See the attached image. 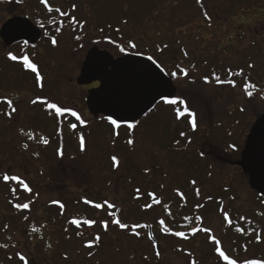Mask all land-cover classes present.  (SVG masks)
Listing matches in <instances>:
<instances>
[{
  "label": "trees",
  "instance_id": "trees-1",
  "mask_svg": "<svg viewBox=\"0 0 264 264\" xmlns=\"http://www.w3.org/2000/svg\"><path fill=\"white\" fill-rule=\"evenodd\" d=\"M232 1L0 0V5L17 4L31 8L36 24L42 27L45 34H51L52 41H56L55 45L52 42L48 43L52 48L59 47L57 38L60 39L63 35L66 38L69 37V43L74 52L85 51L100 42H105L110 45L111 52L118 56L126 52L152 56L164 67L174 81L181 79V69L184 70L186 66H191L188 71H201L205 76L204 79H208V83L214 82V84L224 86L226 82L232 81L235 83V87L228 82L232 89L246 87L248 84L254 85L255 87L250 89L255 95H252L248 101L257 98L259 102L264 103V83L261 84L252 78L251 73L245 70L247 65L254 68L253 62L258 59L257 50L261 48L260 57L263 62L258 70L261 69V72H264V35L261 47L257 42H253L242 51L238 50L239 59H233L232 63L228 65L222 60V56L228 58L226 51L233 47V43L220 42L214 44L211 49L212 44H206L204 45L206 46L205 50L197 52L198 48L193 47L195 45L190 47L185 38L179 34V31L185 27L184 24L192 25L196 22L200 24L199 28H203L198 34L203 41L206 40L204 34L206 31L222 32L223 29L220 27L218 31H214L217 29L214 28V25L226 26L228 22L226 15L230 14L228 11H232V7H234ZM234 1L246 2L250 0ZM137 6H141V9L136 10ZM239 8L241 10L244 7ZM181 18L186 21L184 24H177L179 26L177 32L175 30H178V26H175V23ZM199 19H204L208 25L199 22ZM156 26L159 27L155 28ZM206 26L208 30H204ZM162 27L166 30L164 31ZM151 29L163 30L165 36H161L159 32L158 39L166 41L169 39V41L161 44L162 42L159 40L151 39L153 37L148 35ZM166 32H172V36ZM183 33L185 35V31ZM131 43H134L136 47L132 48ZM60 44L65 43L60 42ZM121 48L124 51H121ZM33 49H35L34 46L24 43L15 45L12 50L18 52L15 55L16 59L7 57V60L0 62V236L10 232L17 233L21 230L23 236L28 235L31 239L36 238L43 242L41 249L51 250V241L54 239L57 240L60 248L69 240L83 235L86 230L97 229L99 233L95 235L100 237V241L96 242L95 238L90 241L99 246L102 240L101 236H103L112 239L111 241L115 243L119 242L116 248L119 245L124 247H120L121 249L118 251L122 257L125 256L123 251L127 248V243H131L130 240H132L134 259L147 264H163L162 238L169 240L176 249L180 250H182L180 247L183 243L193 244V247L196 248L193 249L195 253H192L191 250H182L188 257V264H228L220 256V252H224L229 260L235 261V264H250L251 261L264 264V252L260 253L264 250V197L252 191L255 201H259L260 205L252 202L254 211L249 213L239 211L246 204L238 206L240 192L233 188L234 182L237 181L233 175L235 167L229 165L228 167L218 159V155L221 154L217 153V150H222L223 146L214 148L210 147L207 141L203 143V146L199 143L198 148L196 146L198 154L195 157L188 155L180 161L179 155L174 153L170 159L176 160L174 163H167L165 159L161 161L159 156L158 162L151 165L149 163L150 156L144 154V157L140 156L135 161L138 164H134L129 167L128 172H124L127 149L131 148L134 143L131 145L127 143L121 148L119 143L124 136L113 134L115 135L113 141H93L95 146L89 150L87 148L88 135L92 137L91 128L97 121L93 123L81 117L82 110L78 104L74 106L76 102H74L71 93H68L71 95L66 98L62 96L63 93L56 96L54 94L56 88L54 86L57 84L55 80L50 82V89L44 94H40V91L44 90V77L40 76L41 80L38 81L36 73L32 72L24 63L27 59L30 64H33L26 56L30 53L33 57ZM50 49H46V51ZM190 60H192V64H190ZM248 61L250 64H247ZM172 73H176V76L173 77ZM217 76L223 83L215 79ZM32 84L37 87L39 92L29 102V105L34 108L36 106V111H38L36 118L31 119L28 109L19 107L16 98L20 96L21 89L23 91L31 88ZM62 84L64 83L62 82ZM68 94L66 95L68 96ZM195 97L192 98L195 99ZM178 99L179 97L176 98V100ZM8 100L12 101L11 106ZM33 100L37 102L33 104ZM205 101L207 100L205 99ZM48 103H55L61 107L62 113H55L54 109L48 108ZM13 107L16 109L15 112H12ZM170 107H172L171 104L160 103L156 112L161 109L165 113L171 111L175 113L176 109L171 110ZM71 112H76L80 119L77 120L75 116L71 115ZM259 112L256 117L259 116ZM150 116L152 114L148 117ZM144 120L135 124L134 129L141 126ZM37 121H42L38 128L44 134L46 144L45 140H42L27 147L31 143L25 144L26 142L12 140L9 147L6 145L10 132L17 130L20 134H24L29 130L22 128H35ZM100 121H103L104 126L110 128L113 133L123 130L132 131L128 127H117L110 124L104 118ZM53 127L55 128L54 135L51 133ZM81 138L84 141L83 145ZM189 144L195 148L192 142ZM207 147L212 151H207ZM231 149L236 152L234 158L239 160L243 149L239 151L234 147ZM73 152L78 155L76 161L80 163L81 170L84 169L88 160L94 158V154L98 157L106 155V161L101 163L99 168L107 167L111 172L98 170L95 175L112 181L113 186H116L115 189H118L117 193L113 196H100L102 193L97 190L94 195V189L90 193L87 190L88 184H82L86 187L83 192L75 190L73 186L69 187L67 191L71 195L67 200L62 198L56 203H43L40 199L42 178L46 180L44 189H49L50 182L54 183V175H61L64 170L69 169L73 175L81 176L75 173L78 171L76 167H69L71 163L65 164L72 158ZM78 157L79 159H77ZM112 157L117 158L116 163L113 162ZM155 157L158 158L156 155ZM193 164L198 170L191 176L190 171ZM205 169L209 171V174H203ZM238 169V178H247L240 168ZM4 175H8L9 180L5 181ZM218 175L224 180L222 184L214 182ZM12 177H16V179H12ZM49 177H52V180ZM138 178H141L142 181L139 182ZM20 180L28 185L30 191L25 189L24 184L19 183ZM193 180L196 182L194 185L191 183ZM139 183L143 185L141 186ZM229 185L230 188H228ZM137 189L139 192L136 191ZM196 189H199V196L196 194ZM149 193H152L160 203H155ZM92 195L97 198H92ZM17 204L21 207L17 208L15 206ZM23 204H28V209H24ZM60 204H63L64 207L61 208ZM79 204L89 207L92 212L87 213L84 209L79 212L76 207ZM97 204L101 207L97 208ZM108 204H112L114 207L109 208ZM149 204L152 207H146ZM73 207L77 210L74 211ZM225 212L228 214V220L224 219ZM97 213L99 216L95 218ZM103 213L104 216L101 217ZM117 219L129 227L121 229L113 223ZM72 220L79 221V226L72 224ZM161 220L164 221L163 225L159 223ZM212 220H217L219 225L218 233H216L218 237L209 230ZM85 221H94L95 223L90 226ZM104 222L108 224L107 230L103 227ZM136 225H141V227H135ZM194 228L202 230L193 234ZM51 229L56 230L50 238L48 236L46 238ZM237 229L242 231H237ZM133 232L139 233V236L132 234ZM177 232H182L184 235H173ZM257 238H259V242ZM196 239H199L198 244ZM217 241L219 243H216ZM111 246L110 243L109 247L111 248ZM0 264L18 263L14 260L10 262L1 258ZM20 264H24V261L21 260Z\"/></svg>",
  "mask_w": 264,
  "mask_h": 264
},
{
  "label": "rangeland",
  "instance_id": "rangeland-1",
  "mask_svg": "<svg viewBox=\"0 0 264 264\" xmlns=\"http://www.w3.org/2000/svg\"><path fill=\"white\" fill-rule=\"evenodd\" d=\"M249 4L251 5L246 6ZM232 5L234 6L232 7L234 11H228L230 14L226 15L228 17L226 26L221 27L222 25L220 24L214 25V28H217L214 29V31H218L220 27L221 29H223L222 32H204L206 37L205 41H203L202 37L198 35L200 34L199 31L203 29L201 27H198V25H200L198 22L192 25H188L184 24L186 20L181 18L182 21L179 20L177 23H175V26L177 24L181 25V23H183L185 27H183L182 30L179 31V26L177 25L178 30L175 31H179L180 36L182 38H185L190 47L191 45H195L193 47L198 48V50L196 49L197 52H200L199 50H205L206 46L204 45L206 44H212L210 47L211 49L214 47V44H218L220 42L233 43V47L229 48L228 51H226L227 57L230 60L222 56V60H224V62L229 65L232 63L231 61L233 59H239V55L237 56L238 50L242 51L244 48L249 47L253 42H257L261 47L263 40L262 37L264 35V1L250 0L246 2H239L233 0ZM239 7L244 8L240 10ZM140 9L141 6L136 7V10ZM32 13L33 11H31V8L29 7L25 8L17 4H12L10 6L0 5V27L5 21L12 17L28 16L34 23V25H36L38 28H41L43 36L41 41L38 43L39 46L37 47L38 44L34 46L35 49H33L32 51V55L34 54V56L32 57L30 53L29 55H26L25 53V55L28 56V58L36 66L39 75L41 77H44L45 79L44 90L40 91V94H44L48 89H50V82L55 80L57 82V84L54 86L56 87L54 89V94L56 96L63 93L62 96L66 98L72 94L74 102H76L74 106L78 104L80 106V109L82 110L81 117H84V120L91 121L93 123L97 121V123H94V125L92 123L93 126L91 125L92 137L91 135H88L87 148L89 150H91L95 146L94 142L101 140L103 142H109V140L113 141V137L115 136L113 134L124 136L122 139H120L119 145L121 148H123L124 145H126L128 141L132 139L134 141V144L133 146H131V148L127 149L128 154L126 155L125 159L126 167L124 172H128L129 167L134 166V164H138L135 163V161L140 156L144 157V154L150 156L149 163L151 165L156 164L158 162L157 159L160 158L161 161L165 159V161L167 160V163H174L176 160H170L174 153L179 155L178 158L180 159V161L188 155H193L195 157L198 154L197 148L199 143L203 146V143L205 141L209 143L210 147L213 146L214 148H216L217 146H223L222 150H217V153L221 154L218 155L219 160L222 163L227 164L226 166H232L229 163L238 161V159L234 158L236 156H234L236 152L232 150L231 147L236 148L238 151L244 148V143L247 135L249 134L250 128L257 119L256 114L264 108V103L259 102V99L257 98L248 101L250 97L247 95L245 87H237L236 89H232L228 82H226V85L224 86H219L217 84H214V82L206 83L204 81L205 76L201 71H188V68H191V66H186L184 68V71L187 72V75H184V73L182 72L181 79L179 78L177 79V81H173L178 88V100L185 101L188 109L191 112L195 113L197 125L195 131L192 130L190 124L191 117H189L187 114L178 117L176 111L175 113L174 111L165 113L164 110L159 109L157 112L153 111L152 116L145 119L141 126L136 127V129L131 128L132 131L130 132H128V130H123L121 132L116 131L113 133L110 128L104 126V124L102 123L103 121L95 120L88 113L87 108L84 104V99L87 95L88 87H78L75 82L76 78L80 74L85 56L92 47L85 51L74 52L72 50V47L70 46L69 37L66 38V36L63 35L62 37H60V39L57 38V40L59 41V47L52 48L51 45L48 44L52 42V39L50 38L51 34H45V31L42 29V27L36 24ZM199 22L208 25L207 21L205 23L204 19H199ZM157 27L159 26H156L155 28ZM163 29L164 31L166 30V28ZM204 30H208L207 26L204 28ZM162 31L163 30L160 29H151L148 35L153 37L151 39H155V41L159 40V42H162L161 44H165V42L167 43L169 39L166 41L165 39L160 40L158 39L159 37H157L159 36V32L161 33V36H165L164 31L163 33ZM183 31H185V35ZM168 33L170 36H172V32H166V34ZM60 42L65 44H60ZM97 46H99L100 49L108 50L115 57L121 56H118L115 53L111 52L110 45H108V43L100 42ZM49 48L51 49L49 51H46V49ZM126 53L137 54L133 52ZM260 53L261 48L257 50L256 54L258 56V59L253 62L254 68L247 65L245 67V70L249 71L248 73H251L252 78L256 79L262 84L264 83V72L262 73L261 69L258 70V68L261 67V63L263 62L261 60L262 58L260 57ZM17 54V51L12 50V48H6L0 41V62H4L5 60H7V57L10 58V56H15ZM139 55L149 56L145 54ZM153 59L158 63L155 58ZM191 61L192 60H190V62ZM190 64H192V62ZM247 64H250V61H248ZM174 69L176 70V67ZM36 75L37 74H35V76ZM62 82L64 84H62ZM196 91L198 93L197 96ZM248 91H251V89L248 88ZM38 92L39 90L37 89V87L32 84L31 88H28L26 90L24 89L23 91L21 89L20 96L16 98L17 102L19 103L17 104L19 107L28 109L31 119L36 118V113L38 111H36V106L35 108L34 106L31 107L29 105V102L31 99H33V96H36ZM251 92L252 95H255L253 90ZM66 94H68V96ZM192 97H195V99ZM27 99H29V101L26 102ZM199 99L202 100L200 101ZM205 99L208 102L205 101ZM178 107L181 106L172 105L170 109H177ZM263 111L259 112L258 115L260 116L262 113H264ZM177 120L181 122L179 123ZM40 124H42V121H37V125L35 128H22L24 130H29L24 134H20L19 132H17V130L10 132L9 139L6 142V145L9 147L12 140H18L23 143L26 142L25 144L31 143L29 144V146L27 145V147H30L32 143H37L39 141L45 140L44 134H42L41 129L38 128ZM54 131L55 128H51L52 135H54ZM181 133H184V135H181ZM178 135L181 136L179 137ZM189 142H192L195 148L190 146ZM207 151L212 150L208 148ZM94 155V158L88 160L87 164L82 170L80 169V163L76 161V157L78 155L75 152H73L72 158L65 162V164L71 163L69 167H76L78 171L75 173H78L81 176L73 175V173H71L69 169L64 170L61 172V175H54V183L50 182L51 187L49 189L46 188L47 191H44L46 190L44 189V182H46V180L42 178L43 185L41 188L42 191L40 197V199H42V202L48 204L50 202H57L58 200L61 201L60 199L62 198H64V200H67L71 195V193L67 191L69 190V187L73 186L75 190L83 192L86 187H84L82 184H88L87 190L90 191V193L92 192V189H94V195L97 193V190L102 193L100 194V196L115 195L118 189H115L116 186H113L112 181H109V179L106 178H102V176L95 175V173H98V170L110 171V169L107 167L104 169L99 168L101 163H104L106 161V155L100 157L96 156V154ZM155 155L158 156V158H156ZM77 159H79V157ZM191 169L192 170L190 171V175L193 176L198 168L195 167V164H193L191 165ZM238 170L239 169L236 167L233 170V175L237 180L234 182L233 188L238 189L240 192L238 206L241 207L242 205L246 204V206L239 209V211L243 213H249L255 210L252 208V202H256L255 195H252V191L250 190L248 185V179L238 178ZM203 174H209V171L205 169ZM134 178L137 179L136 176H134ZM49 179L52 180V177H49ZM138 180L139 182L142 181L141 178H138ZM143 181L145 182V180ZM204 181L206 180L204 179ZM223 181L224 180H222V177H220L219 175L214 180L215 184H222ZM139 185L142 186L143 184L139 183ZM228 188H230V185L228 186ZM92 198L97 197L92 195ZM85 201L88 202V200ZM256 203L260 205L259 201H257ZM235 206L237 207V204H235ZM76 207H78L79 212H81L82 209H84L87 213L92 212L89 207H85V205L82 204H79ZM73 210L76 211L77 209L74 208ZM98 216L99 215L97 213L95 218ZM103 216L104 213L101 214V217ZM218 226L219 225L217 223V220H212L209 225V230L215 236L216 233H218ZM55 230L56 229L49 230V234L46 235V238L47 236L48 238H50ZM98 233L99 232L97 229L86 230L85 232H83V235L75 237L73 238V240H69L68 243L62 244V247L60 248L57 244V240L54 239L53 241H51L52 249L45 250L41 249L43 247V242L37 240L36 238L31 239L28 235L23 236L20 230L16 235L10 232L6 233V235L0 236V245H6V247L0 248H2V253L4 255H6L7 253H11L12 256H14L13 252L16 249L20 252V256H23L25 258L28 264H147L143 261H136L134 259V244L132 243V240H130L131 243L126 242V251L123 249V255L125 256L121 257L118 251H120V249L124 247L119 245V247L116 248V245L118 246L119 242L115 243L114 241H111L112 239L103 236H101L102 240L99 243V246L98 244L93 243V241H90L95 238L97 236L95 234ZM198 240L196 239L197 244ZM161 241V248L164 259L163 264H188V257L182 250H191L193 253V249H196L193 247V244L190 245L189 243H183L180 247L182 250H180L176 249L174 244L170 243L169 240H164L162 238ZM88 243H92L93 246L91 248L86 247ZM110 243L112 244L111 248L109 247ZM263 252L264 250H262V252L260 251L261 254H263ZM20 261L21 260H19V262ZM14 262L20 264L18 261L14 260Z\"/></svg>",
  "mask_w": 264,
  "mask_h": 264
},
{
  "label": "water",
  "instance_id": "water-1",
  "mask_svg": "<svg viewBox=\"0 0 264 264\" xmlns=\"http://www.w3.org/2000/svg\"><path fill=\"white\" fill-rule=\"evenodd\" d=\"M42 36V30L28 16L12 17L0 27V40L6 48L21 43L36 46ZM148 57L126 53L115 58L98 46L87 52L75 82L78 87L99 84L85 97L94 119L103 116L109 123L116 120L118 127H128L143 120L159 103L177 97L174 81ZM230 164L239 167L250 189L264 197V113L251 126L240 160Z\"/></svg>",
  "mask_w": 264,
  "mask_h": 264
},
{
  "label": "snow or ice",
  "instance_id": "snow-or-ice-1",
  "mask_svg": "<svg viewBox=\"0 0 264 264\" xmlns=\"http://www.w3.org/2000/svg\"><path fill=\"white\" fill-rule=\"evenodd\" d=\"M49 10L51 11V9H49ZM57 11H59V9H57ZM62 14H63V13H62ZM73 22H75V21H73ZM124 23H127V21H124ZM117 31H119V29H117ZM77 39H79V37H77ZM52 43L55 45L56 41L53 40ZM130 46H131L132 48H135V47H136V45H135L134 43H131ZM121 51H124V49L121 48ZM10 58L13 59V60L16 59L15 56H10ZM148 59L151 60L152 57L150 56V57H148ZM24 63L28 65V67L31 69L32 72H34V73L37 74V75H36L37 80H38V81L41 80V77H40V75H39V73H38V71H37L36 66H35L34 64H30V63L27 61V59H25ZM250 67H251V65H250ZM181 72H183L184 75H187V72L184 71L183 69H181ZM172 76L175 77V76H176V73H172ZM215 79H216L218 82L223 83V81H220V77H219V76L215 77ZM205 82H206V83L209 82L207 78H205ZM228 82H229V83H232L233 87H235V83H234V82H232V81H228ZM252 87H255V86H254V85H251V84H248V85H246V87H245V91H246V93H247V95H248L249 97L252 96V92H251V91H248V88H252ZM36 102H37L36 100H33V101H32L33 104H35ZM8 103H9V105L11 106L12 101H11V100H8ZM165 103H168V104H171V105H180L181 107H178V108L176 109V112H177L178 117L187 114L189 117H191V119H190V124H191L192 130H193V131L196 130V126H197V125H196L195 113L191 112V111L188 109V107H187L185 101H183V100H176V99H167V100H165ZM47 106H48V108H50V109H54L55 113H57V114H61V113H62V109H61V107H58L55 103H48ZM181 109H182V110H181ZM15 111H16V109L13 107V108H12V112H15ZM71 115H72V116H75L77 120L80 119V117L76 114V112H71ZM111 123H112L113 125H117V121H116V120H111ZM118 126H119V125H117V127H118ZM127 126H128V128H130V129L135 127L134 124H128ZM72 127H75V125H72ZM181 135H184V133H181ZM83 142H84V141H83V138H81V144H82V145H83ZM44 143L46 144L47 141L45 140ZM133 143H134V142H133L132 140H129V141H128V144H130V145L133 144ZM112 160H113L114 163L117 162V158H116V157H112ZM3 179H4L5 181L9 180V176H8V175H4V176H3ZM12 179H16V177H12ZM19 183L24 184V181H23V180H20ZM191 183L194 185L196 182L193 180V181H191ZM24 187H25L26 190H29V191H30V189H28V185H27V184H24ZM136 191L139 192V189H137ZM196 194H197V196H199V189H196ZM149 196H152V198H153V200H154L155 203H157V204L160 203V201L157 200V199L155 198V196H154L152 193H149ZM54 203H56V202H54ZM15 206H16L17 208H20V207H21V205H19V204L15 205ZM22 207H23L24 209H28L29 205H28V204H23ZM60 207L63 208L64 205H63V204H60ZM96 207L99 208V207H101V205L97 204ZM108 207H109V208H112V207H114V205H112V204H108ZM146 207L150 208V207H152V205L149 204V205H147ZM224 219H225V220H228V219H229L228 214H227L226 212L224 213ZM71 223L74 224V225L79 226V223H80V222L77 221V220H72ZM85 223H87V224H89V225L91 226V225L94 224L95 222H94V221H85ZM113 223H115L116 225H118L121 229H126V228L129 227L127 224L122 223V222H121L120 220H118V219H117V220H114ZM159 223H160L161 225H163V224H164V221L161 220V221H159ZM103 227H104L105 230L108 229V224H107V222H104V223H103ZM135 227H141V225H136ZM201 230H202V229L194 228V229H193V234H195L197 231H201ZM33 231H35V229H33ZM165 231H167V229H165ZM237 231H242V230H241V229H237ZM132 234L139 236V233H136V232H133ZM173 235L183 236L184 233H182V232H177V233H173ZM257 239H258V242H259V238H257ZM95 241H96V242H99V241H100V237H99V236H96V237H95ZM216 243H219V241H217ZM92 246H93L92 243H88V244L86 245V247H89V248H91ZM0 247H6V245H0ZM220 256L223 257V259H224L225 261H227L228 264H235V261L229 260V258L224 254V252H220ZM19 258H20V260L24 261V264H28V262L25 260V258H24L23 256H20ZM250 264H257V262H255V261H251Z\"/></svg>",
  "mask_w": 264,
  "mask_h": 264
},
{
  "label": "flooded vegetation",
  "instance_id": "flooded-vegetation-1",
  "mask_svg": "<svg viewBox=\"0 0 264 264\" xmlns=\"http://www.w3.org/2000/svg\"><path fill=\"white\" fill-rule=\"evenodd\" d=\"M159 64V63H158ZM161 66V65H160ZM162 67V66H161ZM163 69H164V67H162ZM165 70V69H164ZM98 86V84H95V85H93V86H91L90 88H95V87H97ZM160 104H158L157 106H156V108H155V110L154 111H156L157 110V108H158V106H159ZM153 113V112H152ZM151 113V114H152ZM15 235L17 234V233H14ZM14 256H12V254L11 253H7L6 255H4L3 253H2V248H0V260H1V258H5V259H7V260H9L10 262L11 261H13V260H15V261H18L19 262V255H20V252L19 251H17L16 249L14 250ZM20 263V262H19Z\"/></svg>",
  "mask_w": 264,
  "mask_h": 264
}]
</instances>
